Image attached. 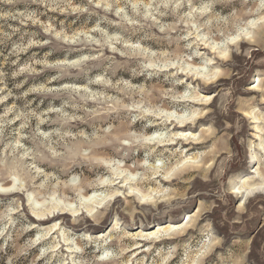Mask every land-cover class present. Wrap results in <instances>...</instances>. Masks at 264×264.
<instances>
[{"label": "rangeland", "instance_id": "obj_1", "mask_svg": "<svg viewBox=\"0 0 264 264\" xmlns=\"http://www.w3.org/2000/svg\"><path fill=\"white\" fill-rule=\"evenodd\" d=\"M106 2L111 3L112 0ZM132 2L139 5L148 0ZM82 7H89L87 0H71L69 9L56 12L46 8V2L30 6L23 3L0 4L4 12H35L34 19L39 21L34 23L27 15L17 19L0 17V155L10 145L24 157L25 164L30 166L36 161L35 167L39 171L33 173L34 183L43 188L32 194L33 200L37 207H43L42 201L46 202L50 213L28 211V221L22 225L20 213L12 205V201L22 194H0V228L7 224L3 217L14 221L7 224L12 240L5 245L4 237H0V245L4 246L0 252V264H7L9 259L13 264H47V261L58 264L60 259L77 260L102 255L96 251L95 245H89L83 254L72 253L80 246V237L85 233L77 229L57 235L59 229H54L53 225L56 222L60 224L64 217H73L69 211L61 214L60 208H78L79 214H83L87 209L81 203L82 194L85 191L92 194V189L103 180L107 184H110L109 180H115L114 185L101 189L103 195L120 188L121 193L112 198L113 204L134 203L133 210L120 225V240L115 244L109 241L106 245L107 250L120 253V264H225L226 261L229 264H264V253L261 252L264 248V187L245 191L244 197L235 193L236 188H242L248 182L264 181V165L261 164L264 146L252 135L256 133V127L241 130L248 135L246 147L240 146L235 136L228 142V148L243 152L245 159L224 169L225 174L230 173L224 193L218 195L215 190L211 193L205 190L208 177L216 174V161L207 155L208 150L215 146L208 138L212 129L205 123L206 116L197 115L196 118L199 116L201 119L187 128L201 141L199 145H192L196 149L188 153L185 148L190 145H184L183 140L169 146L167 151L158 145L146 147L142 144L145 135L160 129L165 136L178 131H172L171 126L165 125L152 127L159 116H164V121L166 114L185 118L194 113H187L186 106H200L198 101L190 102L193 100L189 98L191 92L186 86L191 84L195 88L200 76L197 79L194 74L205 71L203 61L197 58L192 63L185 62L183 56L189 50L181 51L176 44L159 41L155 38L163 35L159 28H148L145 24L147 19L149 24L159 21L172 26L176 23L172 17L157 16L152 20L147 17L148 9L138 7L137 12H132L125 8L123 15H127L128 20L136 18V24H130L117 15L119 8L105 12L103 8L92 5L87 12L75 10ZM141 11L144 15H138ZM217 12V21L220 22L224 13L219 9ZM195 15L193 13V22ZM53 19L56 23L52 22ZM252 20H264V17L248 14L244 20L236 15L230 23L245 31ZM61 24L66 25L61 37L46 30V26H50L60 32ZM98 25L105 35L96 30ZM142 25L143 30H140ZM183 27H188L187 20ZM172 34L175 35V31ZM188 39L190 41L193 37ZM206 42L200 50L214 55V49ZM237 43L245 51L252 49L251 57L243 58L250 67L246 73L234 70L235 75L220 77L217 83L236 81L237 92L240 88L247 89L240 95L249 99L260 94L259 73L264 72V64L259 61L264 59V47L248 39ZM84 57L95 59L85 60ZM142 62L154 63L156 67L145 69L142 75H133L132 69L142 68ZM167 63L171 66H162ZM169 73L174 75L168 76ZM177 79L182 83L174 86ZM185 92H189L187 98H184ZM210 94L207 90L200 93ZM152 96H161L175 107L147 106L145 101ZM137 104L149 111H142L136 107ZM237 115L253 125L260 119L252 112L240 111ZM132 116L141 118L132 120ZM254 116L259 119H253ZM202 124L207 135L202 134ZM104 129L110 130L105 132ZM129 139L136 143H123ZM129 147L133 151L124 156ZM151 148L156 151L149 155ZM81 151H88L91 157L92 172H84L85 182L89 185L87 188L81 187L79 166L70 178H65L55 165L49 163V158L55 159L57 152L74 156ZM160 152H163V157L157 155ZM187 159L195 164H185ZM153 166L158 168L153 169ZM121 171L124 172L116 175ZM167 173L168 179L164 176ZM125 177L129 179L128 183H136L140 191L131 192L130 185L120 183ZM14 182L9 180L5 186L10 187ZM66 185L71 187V191ZM142 194H150L151 201L159 200V203L155 208L151 203L140 204ZM37 195L41 199H35ZM70 196L76 199L73 201ZM165 198L170 200V205L166 204ZM20 207L22 211L28 208L27 198ZM143 208H152V211L142 214L140 210ZM37 214L43 218L42 221L38 220ZM187 221L184 230L169 236L148 241H141L146 238L137 236L141 231L145 234L154 232L159 225L179 226ZM115 223L113 220L91 235L97 239L108 237ZM29 224L35 227H29ZM23 228L27 231H22ZM100 233L105 236L100 237ZM40 236L44 239L37 242ZM166 237L171 239L160 240ZM45 249L51 251L41 256ZM98 264H112V261L109 258Z\"/></svg>", "mask_w": 264, "mask_h": 264}, {"label": "clouds", "instance_id": "obj_2", "mask_svg": "<svg viewBox=\"0 0 264 264\" xmlns=\"http://www.w3.org/2000/svg\"><path fill=\"white\" fill-rule=\"evenodd\" d=\"M46 8H51L53 12L69 9L71 6V0H0V4H20L25 5L45 3ZM89 7H82L75 9L78 12H87L92 5L96 8H103L105 12L112 10L114 7L119 8L117 15H121L122 20H127L130 24H136V18L128 20L127 15H123L125 8H130V11L137 12V9L143 10L148 9L147 17L152 20H156V17H172L176 23L172 26L166 24H160L157 21L154 24H145L148 28L156 27L159 28V32L163 35L155 37L161 42H166L169 45L176 44L180 47L181 51H186L183 56V60L188 63H192L199 58L205 65V71L200 74L199 79L196 82L195 88L191 84L186 87L189 89L191 94L198 97L199 107H193L191 105L187 107V113L195 112L199 116H206L205 123L207 127L212 129V135L208 138L212 140L214 148L208 150V158L216 161V174L208 177L209 183L204 185V189L208 192L215 190V193L222 195L225 191V185L228 184L229 174H225L224 169L231 168L232 163H236L245 159V155L241 151H234L228 148V142L231 141L232 137L235 136L240 146L246 147L248 141V135L242 133V129L256 127V133L252 135L259 139L260 144L264 146V72H260V94L249 99H244L240 93L247 91L245 88H240L239 93L237 92L236 81H224L217 83L220 77H231L235 75L234 70H239L242 73H246L250 67L247 60L244 57H251L252 49L249 48L247 51L241 48L237 40L244 39L246 36L245 31H241L234 24L230 23L233 16L239 15L242 19L246 20L248 14H253L258 17H264V0H148L147 3L137 4L133 3L132 0H112L111 3L102 2L97 3L96 0H87ZM123 5V7H120ZM187 9V12L182 10ZM224 13L223 17H220V22L217 21L218 12ZM247 10V12H245ZM193 13H195L193 22ZM27 15L29 19H32L34 23L39 21L34 19L36 16L35 12L32 13H13L4 12L0 9V17H8L11 19H17ZM138 15H144L143 11L139 12ZM188 21V27H183L185 21ZM53 23L56 21L53 19ZM66 25L61 24V31L57 32L50 26H46V30L54 34L57 37L62 36V30ZM144 25L141 26L140 30H143ZM194 30V31H190ZM97 31L101 35H105L102 29L97 26ZM175 31V35L172 32ZM247 32H251L252 35L247 37L249 40L254 41L258 46L264 47V20L252 21L250 26L247 28ZM187 33V34H186ZM192 36L193 39L189 41L188 37ZM153 38V37H145ZM119 39V38H117ZM208 42V47L214 49L215 54L209 55L200 50V47L204 42ZM183 42V44L181 43ZM223 42V43H221ZM135 47H139L136 45ZM124 54V53H122ZM155 55V54H153ZM219 57V59H218ZM85 60L95 59L94 57H84ZM143 67L140 69L133 68V75H142L145 69L155 68L156 64L142 62ZM260 64H264V59L259 61ZM162 66L170 67L171 64L167 63ZM153 75V73H149ZM174 75L169 73L168 76ZM168 76L165 79H168ZM106 83L108 81H105ZM182 81L179 79L175 80L174 86L180 84ZM211 86V87H209ZM208 91L210 95H200L201 92ZM189 92L184 93V98L189 96ZM171 98V97H170ZM215 98V102L213 100ZM147 106L153 105H167L168 107H175V105L169 103L168 100L163 99L161 96H152L145 101ZM210 105V106H209ZM231 106V107H230ZM136 107L141 108L142 111H147L146 107L137 104ZM240 111L252 112L260 117L259 121L253 125L250 121L245 122L243 117H239L237 114ZM140 116H132V120L140 119ZM202 134L207 135L203 132L204 125H200ZM110 129H104L108 132ZM168 141H165L167 143ZM123 143L133 145L136 143L135 140H124ZM63 147V146H61ZM207 147V146H205ZM90 151V150H89ZM130 151H133L131 147L125 150L123 155L127 156ZM155 148L149 150V155L155 152ZM167 151V149H165ZM264 152V148H262ZM26 156L27 153H24ZM163 157V152L157 154ZM55 159L49 158V163L56 166L59 173L65 178H70L76 166H79L81 176V187L87 188L89 185L85 182L84 172L87 171L89 174L92 172L91 157L88 151H81L76 153L74 156L68 153H55ZM231 162V163H230ZM261 164L264 165V157L261 159ZM36 161L30 166L24 163V157L19 155L15 148L6 146L4 154L0 155V194L7 195L8 193L19 192L22 195L12 201V205L15 211L20 213V223L23 225L28 221L27 212L31 211L34 214L39 212H47L46 202H43V207H37L33 200V195L42 190V185L34 183L35 176L34 172L39 170L35 167ZM150 178V177H149ZM15 181L10 187H6L5 184L9 181ZM19 183V186H17ZM69 191L71 187L67 186ZM127 195V190H125ZM27 198L28 208L21 210V203ZM35 199H41L40 196H36ZM73 201L76 197H69ZM140 204L151 203L152 208L156 207L159 200L151 201L148 199H140ZM166 204L170 205V200L165 198ZM79 207V205H77ZM174 207V206H171ZM134 208V203L129 202L124 204L122 202L112 203V198L109 199L101 206L96 205L93 207L89 205L87 210L83 214L75 215L71 218L64 217L62 222L57 225V235H62L65 230L75 231L81 230L85 235L80 237V246L74 248V253L85 252V249L89 248V245H95L96 251L102 253L99 256H92L91 258H81L77 260H64L60 259L58 264H98L99 261L111 259L112 264H120L118 251H109L106 245L109 241L115 244L116 241L120 240V225L125 222L126 215L131 212ZM152 208L141 209L142 214H147L152 211ZM102 209V210H101ZM170 210V208H169ZM91 217V219H89ZM2 219L7 220V224H13L14 221L7 216ZM113 220L116 221L115 227L111 230L110 235L103 239H97L94 235H91L99 228H104L108 224H111ZM7 224L0 228V237H4L5 245L8 241L12 240V234L8 232ZM29 227H35V225L29 224ZM22 231H27V228H23ZM7 233V235H6ZM44 239L43 236L37 237V242ZM31 246V245H29ZM4 246L0 245V252H3ZM47 251L51 249H45L41 251L40 255L44 256ZM264 253V248L261 249ZM7 264H13L12 259L7 261ZM47 264H51V261H47ZM225 264H229L228 261Z\"/></svg>", "mask_w": 264, "mask_h": 264}, {"label": "bare ground", "instance_id": "obj_3", "mask_svg": "<svg viewBox=\"0 0 264 264\" xmlns=\"http://www.w3.org/2000/svg\"><path fill=\"white\" fill-rule=\"evenodd\" d=\"M254 20H252V21H254ZM251 22H250V24H251ZM245 32L247 34H246V36H245L244 39H248L247 37L251 36L250 35V32H247V29L245 30ZM241 40L242 39L237 40L236 42H239ZM250 41H252V40H250ZM205 44H207V42ZM202 72L203 71H197V72H195L194 75L197 76V79H198V76H200V74ZM189 98H191L193 100V101H190L191 103L192 102L193 103H196V101H198V97L195 96V95H193V94H191L189 96ZM183 102H186V101L184 100ZM147 111H149V110H147ZM197 115L198 114L194 112L192 116H187L185 118H182V117L173 116L172 114H166V120L165 121L163 120L164 116H159L157 120H161V121H157L156 120L154 123L151 124L152 127H156V126H160V125H165L167 127L168 126H171L172 127V131H175L176 129H178V131L172 132V134L170 136H165L164 135L165 132H160V130H161L160 129L159 131L153 132L150 135L149 134L148 135H145L143 137V139H142V144L144 146H146V147L158 145V148L164 147L165 149H168L169 146L175 145L178 142V140H183V141H185L184 145H190L189 147H186L185 148V150H186L187 153L190 152V151H192V150H194V149H196V146H192V145H199L201 143V141H198L199 138H196V135L195 134L188 132L187 131V128L190 125L191 126L192 125H195L196 124V121L201 119V118H199V116L196 118ZM253 119H256L257 120L259 118H257L256 116H254ZM175 120L178 121V122H175ZM165 141H168V142L165 143ZM193 158L194 159H197V157H193ZM187 163H192L193 165L195 164V162H191V159H187L185 161V164H187ZM156 168H158V167L157 166H153V169H156ZM123 172L124 171H121V173H116V175H121ZM168 174L169 173H167V174L164 175L167 179L169 178L168 177ZM128 180L129 179H127L125 177V179L123 181H121L120 183L124 182V183L130 185L131 192H134V191L136 192L137 190L140 191L139 188L137 187L136 183L130 184V183H128ZM114 181L115 180H113V181L109 180V183L110 184H107L106 183L107 181H104L103 180L101 182V184H98L97 186H95L92 189V194H90V195H89L90 192L85 191L82 194V198L80 199L81 200V203L86 205L85 206L86 209L88 208L89 205H92L93 207H95L96 205L99 204V205L102 206L109 199V197L114 198L117 194H120L121 193V191L119 190L120 188H117L115 191H113V192H111L109 194L103 195L101 193V189L102 188H104V187H106L108 185H110V186L111 185H114L113 184ZM129 182H132V181H129ZM123 186H121V187H123ZM260 187H264V181L263 180H259V182L253 181L252 183H249L248 182L247 184H244L242 188H236L235 189V193H237V194L241 195L242 197H244L245 196V191L258 190V189H260ZM141 197H142V199L151 200V195L150 194H142ZM60 210H61V214H64V213L67 214L68 211L71 212L73 214V216L79 214V209L78 208H70L69 209V208L65 207V208H60ZM37 216H38L37 218H38L39 221H42L43 220V218L39 214H37ZM54 217H55V215L52 218H54ZM49 218L47 219L48 221H49ZM187 224H188V221L185 222L182 225H179V226H176V225H172L171 224V225H168V226H165V227L164 226L161 227L159 225L158 226V229L156 231L150 232L148 234H145V233H143V231H141L139 234H137V236L142 237V238H146V240H141V241H148L149 239H153V238H160L162 236H169V235H171L174 232H179V231L184 230L186 228ZM57 225H58L57 222L53 225V228L56 229V230H57ZM53 228H51V229H53ZM104 236H105L104 233H100V237H104ZM164 239L166 240V239H171V238L166 237V238H163V239H160V240H164ZM137 244L139 245V247H141L140 246V243H137ZM69 249L71 250L72 248L69 247ZM72 253H74V251Z\"/></svg>", "mask_w": 264, "mask_h": 264}]
</instances>
